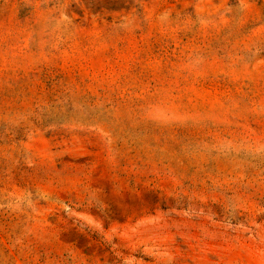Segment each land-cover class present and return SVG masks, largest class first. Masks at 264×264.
Here are the masks:
<instances>
[{"label": "rangeland", "instance_id": "1", "mask_svg": "<svg viewBox=\"0 0 264 264\" xmlns=\"http://www.w3.org/2000/svg\"><path fill=\"white\" fill-rule=\"evenodd\" d=\"M0 264H264V0H0Z\"/></svg>", "mask_w": 264, "mask_h": 264}]
</instances>
